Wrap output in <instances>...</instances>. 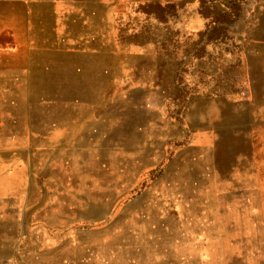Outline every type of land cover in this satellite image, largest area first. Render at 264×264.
Masks as SVG:
<instances>
[{
  "label": "rangeland",
  "instance_id": "rangeland-1",
  "mask_svg": "<svg viewBox=\"0 0 264 264\" xmlns=\"http://www.w3.org/2000/svg\"><path fill=\"white\" fill-rule=\"evenodd\" d=\"M64 1L0 35V264H264V0Z\"/></svg>",
  "mask_w": 264,
  "mask_h": 264
},
{
  "label": "crops",
  "instance_id": "crops-1",
  "mask_svg": "<svg viewBox=\"0 0 264 264\" xmlns=\"http://www.w3.org/2000/svg\"><path fill=\"white\" fill-rule=\"evenodd\" d=\"M80 0H71V7L78 10ZM88 3L95 0H86ZM100 2V0H98ZM103 3L105 0H102ZM110 2V0H106ZM130 4L154 3L161 5H183V29L189 33H205L214 26L215 16L206 14L208 11H224L227 0H125ZM67 4L64 0H0V35L10 36L13 43L24 40L34 22L43 17H56L55 10L61 11ZM84 6V5H83ZM104 7V6H103ZM54 11V12H53ZM94 15V14H91ZM37 19V20H35ZM5 24V25H4ZM1 36V37H2ZM14 46H12L13 48ZM21 48V47H20ZM28 48V47H27ZM8 48L0 47V52L5 54Z\"/></svg>",
  "mask_w": 264,
  "mask_h": 264
},
{
  "label": "trees",
  "instance_id": "trees-1",
  "mask_svg": "<svg viewBox=\"0 0 264 264\" xmlns=\"http://www.w3.org/2000/svg\"><path fill=\"white\" fill-rule=\"evenodd\" d=\"M225 8H226V7H225ZM221 15H226V14H222V13H221ZM220 24H222V23H221L219 20H216V18H215V19H214V26H213V27H216L217 25H220ZM213 27H212V28H213ZM212 28H211V29H212ZM205 33H206V32H205Z\"/></svg>",
  "mask_w": 264,
  "mask_h": 264
}]
</instances>
